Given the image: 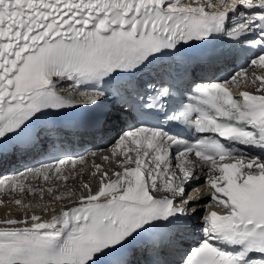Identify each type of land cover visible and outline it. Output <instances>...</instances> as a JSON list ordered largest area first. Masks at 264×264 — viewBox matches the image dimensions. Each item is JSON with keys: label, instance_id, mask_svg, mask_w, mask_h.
<instances>
[{"label": "snow or ice", "instance_id": "snow-or-ice-1", "mask_svg": "<svg viewBox=\"0 0 264 264\" xmlns=\"http://www.w3.org/2000/svg\"><path fill=\"white\" fill-rule=\"evenodd\" d=\"M220 35L251 55L183 103L202 55L185 49ZM110 98L111 171L67 150L63 120ZM33 151L49 162L0 178L21 210L0 219V264H264V0H0V165ZM197 172L208 205L186 197ZM200 207L203 238L170 260Z\"/></svg>", "mask_w": 264, "mask_h": 264}, {"label": "bare ground", "instance_id": "bare-ground-1", "mask_svg": "<svg viewBox=\"0 0 264 264\" xmlns=\"http://www.w3.org/2000/svg\"><path fill=\"white\" fill-rule=\"evenodd\" d=\"M252 71V69H249V72H251ZM242 87H244V86H242ZM252 87V86H251ZM233 88L235 89V90H237V89H240L241 88V86L240 87H235V86H233ZM60 90L62 91V93L63 94H68V92L69 91H72L71 89H70V87H69V84H68V82H61V85H60ZM238 91V90H237ZM72 95L73 96H76L77 94H76V92L75 91H72ZM80 107H83V105H79ZM116 125V124H115ZM117 127V126H116ZM108 130L109 131H111V132H113V133H115V131H114V129H113V126L112 125H109L108 126ZM111 144V143H110ZM110 144H107L103 149V152L102 153H99L98 154V156L97 157H95V162L96 163H101V164H103L107 169H109V167H110V170H118L117 168H116V165H115V163H111V164H109L108 166H107V162L106 163H103V162H101L99 159L101 158V156L103 155V153H104V155H107L108 154V150L112 147V144H113V142H112V144H111V146H110ZM109 148H108V147ZM88 152H90V151H88ZM251 154H256V155H258V154H260L259 152H252ZM92 163V160L90 159L89 160V164H91ZM6 169H8V165H6V166H4V165H0V178H2L3 176H6V172H4V170H6ZM197 176L199 177V179L198 180H204L205 181V175H204V173H202V172H197ZM196 180H193V182H195ZM70 183H74V182H70ZM203 184V183H202ZM189 186V185H188ZM198 186H199V184H198ZM197 187V186H196ZM204 188H205V190H207V188L204 186ZM192 189V188H191ZM190 190V189H189ZM194 193V190L192 191V194ZM31 197V196H30ZM4 199L5 200H8L9 199V197L8 196H5L4 197ZM32 200V198H29V200ZM46 199H48V197H46ZM192 206H194V204L193 205H191L190 207H192ZM36 211L37 212H39L40 211V209L39 208H37L36 209ZM19 213L20 212H15V213H13L12 214V217H17L18 215H19ZM6 214H0V219H2V218H6ZM8 217V216H7Z\"/></svg>", "mask_w": 264, "mask_h": 264}, {"label": "rangeland", "instance_id": "rangeland-1", "mask_svg": "<svg viewBox=\"0 0 264 264\" xmlns=\"http://www.w3.org/2000/svg\"><path fill=\"white\" fill-rule=\"evenodd\" d=\"M242 86H249V87H251V85H242ZM77 97H79L78 95H76ZM116 138V136H114V138L113 139H111L110 140V143L112 144V142L114 143V139ZM111 144H110V146H111ZM109 146V147H110ZM108 147V146H107ZM108 147V148H109ZM99 149H102V150H104L103 148H99ZM103 152V151H102ZM102 152H100V153H102ZM104 156V153H103V155L101 156V158L99 159L101 162H103V163H106V161H104L103 159H102V157ZM108 163V162H107ZM109 165V163L107 164V166ZM109 170H110V167H109ZM111 171V170H110ZM204 184V182L202 181V182H198V183H193L191 186H189V187H187V189H186V197L187 196H192V191L195 189V188H197V187H199V188H201V190H202V192L204 193V195L202 196V198L199 200V201H197L196 203H198V204H200V205H208L209 203H210V197L207 195V191L208 190H205L204 191V186H203V184ZM198 184H199V186H198ZM197 186V187H196ZM192 188V189H191ZM190 189V190H189ZM191 194V195H190ZM29 198H32L33 199V197H28V199ZM31 200V199H30ZM194 207H195V204H194ZM217 209H219V207H217V206H215V205H212V210H217ZM35 211H36V209H34ZM21 210L20 209H18L17 208V206L15 205V204H11V203H8V204H5V205H0V214H6L7 216H8V218H11L12 217V214L13 213H15V212H20ZM204 215V208L203 207H200V208H198L197 209V218H202V216ZM203 225V224H202Z\"/></svg>", "mask_w": 264, "mask_h": 264}]
</instances>
